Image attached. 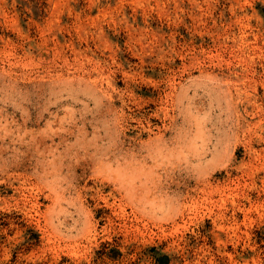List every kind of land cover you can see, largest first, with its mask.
Returning <instances> with one entry per match:
<instances>
[{"label":"rangeland","instance_id":"1","mask_svg":"<svg viewBox=\"0 0 264 264\" xmlns=\"http://www.w3.org/2000/svg\"><path fill=\"white\" fill-rule=\"evenodd\" d=\"M0 264H264V0H0Z\"/></svg>","mask_w":264,"mask_h":264}]
</instances>
